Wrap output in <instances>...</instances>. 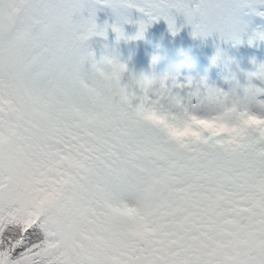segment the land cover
Returning a JSON list of instances; mask_svg holds the SVG:
<instances>
[{"label":"snow or ice","instance_id":"obj_1","mask_svg":"<svg viewBox=\"0 0 264 264\" xmlns=\"http://www.w3.org/2000/svg\"><path fill=\"white\" fill-rule=\"evenodd\" d=\"M102 3L145 12L138 35L194 21L186 0H0V264H264V128L185 141L123 106L87 45Z\"/></svg>","mask_w":264,"mask_h":264},{"label":"clouds","instance_id":"obj_2","mask_svg":"<svg viewBox=\"0 0 264 264\" xmlns=\"http://www.w3.org/2000/svg\"><path fill=\"white\" fill-rule=\"evenodd\" d=\"M228 3L229 0H200L199 5L189 8L197 20L196 27L207 31L226 18ZM163 58L153 55L149 67L134 70L116 55L105 56L96 60V72L109 83L111 95L123 101V106L135 107L138 113L143 112L163 126L174 125L185 141H195L193 133L210 135V130L198 123L201 120L224 117L229 124L247 127L257 135L264 128V60L250 57L247 67L233 60L225 65L221 80L214 81L210 70L188 76L170 69L158 72L156 66ZM222 60L218 53L212 58V66ZM244 120L250 123L246 126Z\"/></svg>","mask_w":264,"mask_h":264},{"label":"rangeland","instance_id":"obj_3","mask_svg":"<svg viewBox=\"0 0 264 264\" xmlns=\"http://www.w3.org/2000/svg\"><path fill=\"white\" fill-rule=\"evenodd\" d=\"M127 3L143 7L146 3V0H127ZM186 3L191 9L199 5L200 0H186ZM255 3H258V5L262 6L264 5V0H229L227 17L218 20L215 25L207 31H198L194 27V24L197 22V20H194L193 23H189L188 18L183 12H177L175 9H172V16L175 18L176 26L179 29L175 34H173V32L169 29V24L166 20L159 19L149 24L142 35H138L140 31V23L142 21L147 22L148 16L145 14V12H143V15H146V18H142L136 15L135 10L140 11L139 7L136 6L122 7L119 10H114L111 7L113 12H111L110 10L106 12L103 9L104 7L109 6L103 3L98 4L97 9H100V13L96 11V17L97 23L101 27H103L105 24L109 25L107 32L112 34V37L116 39H118L117 34L112 30V26L116 24H125L122 25L125 33V36L123 38L148 37L151 38L154 42L161 43L162 46H167L169 49H174L176 47L182 48L183 46L192 47L202 41V44L199 46L201 47L204 53L209 55L213 53L214 56H216L218 53L222 54L225 50L235 51L238 56H236L233 60L247 67L248 62L242 59V56L239 53V47L235 48L231 46L232 44L241 43V39L243 40L242 32L240 33L239 41L231 38L230 33L236 27H239L241 29L243 28L242 19L246 11L251 10L252 14L250 15L253 16L257 14L258 8ZM102 13L106 15H103ZM85 15H87V13H85ZM122 17H128L131 22L123 23ZM93 54L96 60H100L102 57L105 56H111L105 51H99ZM233 54L234 53H228L230 57ZM118 57L122 61L127 62L129 66L134 70L149 67L150 60L148 59L142 58V60H140L139 58H137L138 56H132L131 58H127L122 55H119ZM231 66L235 67L234 64H232ZM221 77L222 76L219 75L220 79Z\"/></svg>","mask_w":264,"mask_h":264}]
</instances>
